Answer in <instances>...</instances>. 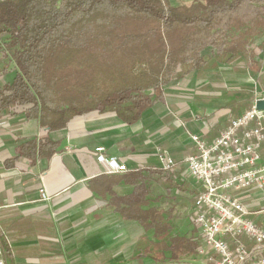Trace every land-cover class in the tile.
Returning <instances> with one entry per match:
<instances>
[{"label":"crops","instance_id":"0c3cea01","mask_svg":"<svg viewBox=\"0 0 264 264\" xmlns=\"http://www.w3.org/2000/svg\"><path fill=\"white\" fill-rule=\"evenodd\" d=\"M256 53L250 62L251 91L245 102L244 72L236 68L235 76L226 80L201 78L197 71L176 79L165 98L133 124L116 112L93 111L52 129L23 108L0 110V237L10 245L7 264H215L209 257L218 255L207 253L201 229L194 223L200 184L185 159L196 152L192 134L212 142L232 119L264 98V54ZM15 75L14 63L0 49V91ZM244 103L246 108L241 109ZM31 140L41 147L35 154L21 155V145ZM98 146L126 164L128 171L108 173L97 159ZM159 149L178 163L174 177L182 183L171 189L152 180L151 203L142 209L156 208L170 216V223H165L171 227L166 242L157 238L154 227L125 220L111 204V194L104 193L105 184H112L118 195L131 194L135 185L121 178L138 170L162 169ZM261 153L264 163V143ZM42 189L50 200L41 199ZM246 193L253 201L264 200V190L241 194ZM167 199L173 204L167 206ZM253 212L250 217L259 216L261 210ZM185 215L190 223H173ZM174 237L185 239L182 250L168 247ZM241 240L254 246L248 237Z\"/></svg>","mask_w":264,"mask_h":264},{"label":"trees","instance_id":"16d2710c","mask_svg":"<svg viewBox=\"0 0 264 264\" xmlns=\"http://www.w3.org/2000/svg\"><path fill=\"white\" fill-rule=\"evenodd\" d=\"M263 33L264 0H0V49L16 69L0 91V110L23 108L52 129L93 111L133 124L209 54L250 64ZM39 147L27 141L21 155ZM121 179L135 189L121 196L105 184L115 211L154 227L166 242L170 216L142 206L151 203L152 180L172 189L174 175L162 168ZM184 241L171 238L168 247L182 250Z\"/></svg>","mask_w":264,"mask_h":264},{"label":"built area","instance_id":"2783aa9c","mask_svg":"<svg viewBox=\"0 0 264 264\" xmlns=\"http://www.w3.org/2000/svg\"><path fill=\"white\" fill-rule=\"evenodd\" d=\"M191 138L196 152L186 157L185 162L191 176L200 184L194 223L201 229L207 253L218 255H211L209 259L215 264H264V228L250 218L254 212L240 198L246 191L264 189L261 153L264 110L253 107L232 119L212 142L200 134H192ZM95 152L108 173L128 171L126 164L108 155L104 146L96 147ZM158 157L166 171H172L177 165L162 149L158 150ZM41 199L48 201L51 196L42 189ZM244 236L254 242L253 247L241 240ZM227 238L233 241L234 248ZM9 252L10 245L0 237V264L8 263Z\"/></svg>","mask_w":264,"mask_h":264},{"label":"rangeland","instance_id":"374dc122","mask_svg":"<svg viewBox=\"0 0 264 264\" xmlns=\"http://www.w3.org/2000/svg\"><path fill=\"white\" fill-rule=\"evenodd\" d=\"M172 1L175 4H180V3H182V1H186V0H172ZM253 48H254L253 52H254V50H256V52H258V55L261 56L262 54H264V33L261 36H259L257 39L254 40ZM256 52H254V55L255 54L257 55ZM261 60H262V58L260 57V61ZM221 65H223V67ZM220 67H222V68H220ZM236 68L239 71H241V69H242V71L244 72L245 85H244V91H243L244 92L243 101L245 102L250 96V91H251V85L250 84H251V77L253 74V71H252L253 69L251 68V64H249L246 61V59L238 58V59L231 60L230 62L223 63L221 61V59H219L217 56H213V55L211 56V54H209V57L207 58V64L202 69H200V71H197V72L199 73L198 76H200L201 78H204V77L211 75L212 76L211 78H216L217 81H219V80H223V79L226 80V78L228 79V77L233 78L235 76V69ZM261 79H262V77H261ZM260 81L262 84L263 81L262 80H260ZM224 86H226V88H227V85H224ZM185 103H187V102H185ZM245 104L246 103H244V105L241 106V109L246 108ZM195 119H198V118L196 117ZM177 169H178V163L172 171H168V172H170L174 175V171H176ZM174 179H175V177H174ZM178 181H179V183H182L180 180H178ZM183 182H185V181H183ZM179 183L176 180L173 186H170V185L169 186L174 188V187H177ZM243 195H245V194H241L240 198L244 200L243 201L244 203L245 202L247 203V204L245 203V205L248 206L249 209H251L253 211H255L257 209L261 210V213L258 214L259 216H251L250 218L255 223H261V225L264 227V200L262 199L259 201H256V200L253 201V198H251L252 195H249V193H246L247 196H243ZM165 204H167V206H168V205H172L173 202L171 201V199H167ZM190 221L191 220L185 215V216L177 217L176 221H173V223H190Z\"/></svg>","mask_w":264,"mask_h":264},{"label":"water","instance_id":"95a60500","mask_svg":"<svg viewBox=\"0 0 264 264\" xmlns=\"http://www.w3.org/2000/svg\"><path fill=\"white\" fill-rule=\"evenodd\" d=\"M256 108L258 110H264V98L257 101Z\"/></svg>","mask_w":264,"mask_h":264}]
</instances>
